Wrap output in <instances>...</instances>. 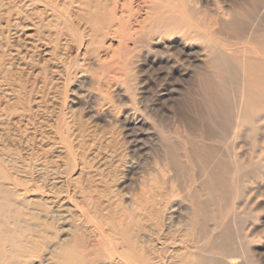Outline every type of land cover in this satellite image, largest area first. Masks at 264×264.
<instances>
[{
  "label": "bare ground",
  "instance_id": "obj_1",
  "mask_svg": "<svg viewBox=\"0 0 264 264\" xmlns=\"http://www.w3.org/2000/svg\"><path fill=\"white\" fill-rule=\"evenodd\" d=\"M144 1L159 9L165 0ZM130 5L0 0V91L10 97L0 104V264H217L220 255L247 251L243 221L230 207L255 174V157L264 158V150L255 151L264 146V0H250V46L209 44L185 128L165 130L157 174L142 178L127 200L97 183L92 157L64 125L57 151L65 155L50 159L43 146L27 159L17 155L15 142L31 140L33 122L21 95L22 71L4 61L10 46L4 28L23 33V45L10 51L23 65L37 51L48 61L63 35L79 47L82 34L88 46L112 32L126 35ZM248 26L234 18L222 33L242 37ZM238 139L254 149L251 162L237 154Z\"/></svg>",
  "mask_w": 264,
  "mask_h": 264
},
{
  "label": "rangeland",
  "instance_id": "obj_2",
  "mask_svg": "<svg viewBox=\"0 0 264 264\" xmlns=\"http://www.w3.org/2000/svg\"><path fill=\"white\" fill-rule=\"evenodd\" d=\"M125 1L133 11L126 13V35L112 32L102 44L88 46L82 34L81 47L63 35L48 61L43 52H34L35 65L24 66L10 52L23 45L21 30L9 33L11 28L5 27L3 38L10 45L4 61L22 71L21 95L33 122L26 132L31 140L15 142L17 155L27 159L40 146L50 147V159L65 155L57 151L64 125L79 151L92 157L97 183L121 200L142 178L157 174L165 130L185 128L192 94L207 69L209 44L250 46V0H165L159 9L144 0ZM234 18L249 25L245 36L222 33L223 23ZM9 98L0 91V104ZM16 120H11V130ZM236 145L237 154L244 160L250 155L251 162L250 143L238 139ZM254 160L259 162L250 166L255 174L231 198L230 207L243 221L249 249L220 255L217 264H264V158Z\"/></svg>",
  "mask_w": 264,
  "mask_h": 264
}]
</instances>
